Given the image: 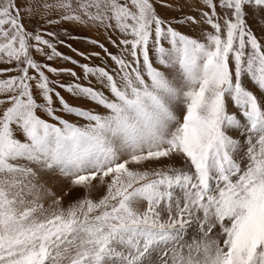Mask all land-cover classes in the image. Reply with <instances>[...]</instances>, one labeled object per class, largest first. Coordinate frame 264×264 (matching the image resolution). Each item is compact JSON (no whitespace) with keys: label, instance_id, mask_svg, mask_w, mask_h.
<instances>
[{"label":"snow or ice","instance_id":"obj_1","mask_svg":"<svg viewBox=\"0 0 264 264\" xmlns=\"http://www.w3.org/2000/svg\"><path fill=\"white\" fill-rule=\"evenodd\" d=\"M160 4L178 15L153 0H0V62L14 65L0 75L16 73L0 79V264H264V0ZM62 22L102 29L116 51L87 43L111 69L59 52L43 26ZM33 51L97 86L51 80L81 77Z\"/></svg>","mask_w":264,"mask_h":264},{"label":"rangeland","instance_id":"obj_2","mask_svg":"<svg viewBox=\"0 0 264 264\" xmlns=\"http://www.w3.org/2000/svg\"><path fill=\"white\" fill-rule=\"evenodd\" d=\"M122 2H123V0H122ZM153 3L157 9L158 14L161 17L172 18L173 16L178 15V13L175 10H170V9L162 7L160 4V0H153ZM188 4L191 5V7H185L184 11L187 13H191V14H197V12H196L197 0H188ZM25 26L29 31L34 30V28L36 27L35 24H29V23H27V21L25 22ZM65 29L68 31L69 34H71L72 36H75L76 39H74V40L73 39H67L63 35ZM43 30L58 31L61 33L60 39H64L65 43L60 44L57 41H53V42L56 43L57 50L59 52L63 53L64 55L71 56L73 59L78 60L81 63H88L90 66H105V65H107L108 68L111 69V62L108 61L104 57L103 52L100 49L95 48V46L89 45L87 43L88 39H97V40H100L102 43H105V46L109 47L110 51H116V49L113 48L107 42L106 37L103 34L102 29L100 31H96L95 29H92V28H85L83 26H77L71 22H62L61 26L44 25ZM180 30L185 32L186 34H189V35L199 36V30L198 29H191L188 27H182ZM254 30L256 31V34L259 36L260 35V29L254 25ZM45 38H49V37H45ZM68 44L71 45V48L67 47ZM73 48L77 49L78 51L85 52V53H89L93 50L101 51V56L100 57H92L90 60L85 61L82 57L78 56L76 54V52L72 51ZM33 55H34V59H36L37 61L42 62V63H47L52 67L72 68L74 71L77 72V75L81 77V80L76 81L75 78L71 77L70 75H68L66 73H60L59 75H52L51 73L46 72V74L49 75L51 80L57 81L58 83H64V84L79 82V83L84 84L85 86H89L90 84H91V86H97L94 78L91 81L83 79L82 78L83 77L82 69H80L76 65H72L68 61H64L60 58H55L52 61H48V60H46L45 57L40 56L38 54H35L34 51H33ZM8 67H14V65H9V64H5L3 62H0V69H4V68H8ZM10 75H16V73L15 72L4 73V74L0 75V79H5ZM57 91H60L61 95H63L65 97V99L68 100L69 103H71L75 106H81V107H86V108H95V110H97V111H102L101 109L96 108V106L92 105L90 102H86V101H83L81 99H78L76 97L71 96V94L64 91V89L57 88ZM41 115H42V118H46L43 116V114H41ZM66 118L72 119L73 122H79L74 117H66ZM51 187L58 194L63 195L62 189L66 187V181H63L62 179H54L53 181H51ZM83 195H84L83 190H80V191L73 192L70 196H64V201H63L64 206L67 207L68 204L71 202V200L76 199V198H81V197H83ZM89 195L92 198H95L97 196V192L93 191Z\"/></svg>","mask_w":264,"mask_h":264}]
</instances>
